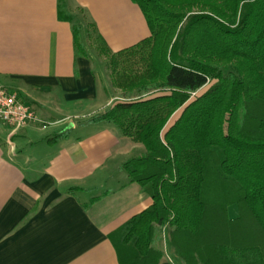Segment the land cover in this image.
<instances>
[{
    "label": "trees",
    "instance_id": "trees-1",
    "mask_svg": "<svg viewBox=\"0 0 264 264\" xmlns=\"http://www.w3.org/2000/svg\"><path fill=\"white\" fill-rule=\"evenodd\" d=\"M132 1L151 36L117 53L97 39L113 83L149 93L92 119L144 149L121 166L153 199L119 229L123 263L161 264L168 226L185 264H264V0Z\"/></svg>",
    "mask_w": 264,
    "mask_h": 264
},
{
    "label": "crops",
    "instance_id": "crops-1",
    "mask_svg": "<svg viewBox=\"0 0 264 264\" xmlns=\"http://www.w3.org/2000/svg\"><path fill=\"white\" fill-rule=\"evenodd\" d=\"M75 22L88 57L77 55ZM89 28L111 53L151 36L132 0H0V86L38 117L16 131L0 124V264H124L119 229L153 204L121 167L138 145L92 121L116 97Z\"/></svg>",
    "mask_w": 264,
    "mask_h": 264
},
{
    "label": "rangeland",
    "instance_id": "rangeland-1",
    "mask_svg": "<svg viewBox=\"0 0 264 264\" xmlns=\"http://www.w3.org/2000/svg\"><path fill=\"white\" fill-rule=\"evenodd\" d=\"M86 42L88 43L87 45L89 47L90 53L95 58L94 59L95 68H97V69L102 68L104 70V72H103L104 79L108 82L109 86L111 87V91L113 93L112 95H115L116 101L117 100H123V99H134V98L144 96V95L149 93V92L145 93L143 91L136 90V89L132 92H129L123 88H118L113 83L111 69L109 66V56L104 54V52L100 51V48H99L100 47V41L98 39H96L95 34L93 33L91 28H89V38L86 40ZM133 67L135 68V70H137V69H141L142 65L140 63H136L133 65ZM180 113H181V110H179L175 113V115L172 117L169 125L172 124L176 120L175 119L176 116H178ZM133 143H135V142H133ZM135 144H137L138 147L135 146L133 149H131L132 150L131 156L129 158L140 156L143 153V149H142V147H140L142 145H140L138 143H135ZM132 145L133 144L131 143V147H132ZM229 212H230L231 216H233L235 214L237 215L238 214L237 206H235V205L231 206L229 209ZM169 232H170L169 228H157L155 239L153 242V246H155L156 248L163 251L164 259L168 264H171V263L176 264V261L178 260V256L175 255L173 252V251H175V249L171 245ZM175 253H176V251H175ZM123 258L125 259L126 257H123ZM179 260H181V259H179Z\"/></svg>",
    "mask_w": 264,
    "mask_h": 264
},
{
    "label": "built area",
    "instance_id": "built-area-1",
    "mask_svg": "<svg viewBox=\"0 0 264 264\" xmlns=\"http://www.w3.org/2000/svg\"><path fill=\"white\" fill-rule=\"evenodd\" d=\"M35 121L38 117L25 100L17 92L0 86V124L16 131Z\"/></svg>",
    "mask_w": 264,
    "mask_h": 264
}]
</instances>
